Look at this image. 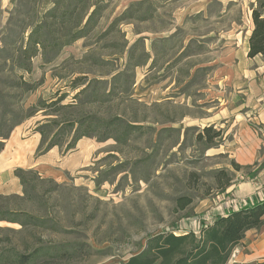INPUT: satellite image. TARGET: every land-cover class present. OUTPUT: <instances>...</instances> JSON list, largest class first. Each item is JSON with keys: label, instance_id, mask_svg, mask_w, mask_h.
<instances>
[{"label": "rangeland", "instance_id": "rangeland-1", "mask_svg": "<svg viewBox=\"0 0 264 264\" xmlns=\"http://www.w3.org/2000/svg\"><path fill=\"white\" fill-rule=\"evenodd\" d=\"M204 1L84 0L83 24L95 10L84 37L46 48L44 58L39 50L28 71L14 59L30 26L54 0H12L0 10V142L33 113L41 125L55 118L46 137L62 150L82 132L97 148L88 169L92 179L84 185L36 176V190L25 187L24 200L14 203L38 222L19 234L17 223L8 227L14 231L0 232L12 240L7 248L22 252L49 245L53 264L124 263L154 234L178 235L198 222L210 223L213 209L224 201L217 171L226 170L238 183L264 167L254 119L260 95L255 87L250 96L241 94L230 75L224 81L220 63L222 48L234 41L219 38L220 31L229 20L243 27L245 12L226 7L230 18L223 20L224 8L216 1L197 6ZM68 3L74 1L63 2ZM77 77L85 84L72 90ZM62 94L56 105L39 107ZM209 126L221 138L206 147L195 137ZM104 132L120 141L100 139ZM241 154L254 162L235 171L231 162ZM179 197L190 199L183 210L176 208ZM60 248L70 257L57 258Z\"/></svg>", "mask_w": 264, "mask_h": 264}, {"label": "trees", "instance_id": "trees-1", "mask_svg": "<svg viewBox=\"0 0 264 264\" xmlns=\"http://www.w3.org/2000/svg\"><path fill=\"white\" fill-rule=\"evenodd\" d=\"M73 1L74 3H68L67 6H64V0H54L53 7L43 15L42 20L30 26L32 29L26 39V44L23 48H19V51L16 50L19 56L14 59V62H17L18 67L28 71L30 60L38 54L39 50H41L42 57L44 58L46 48L63 47L70 42L84 37L86 28L95 14V10L90 13L83 24L84 17L79 12L85 10L84 7L86 6H80L84 0ZM251 20L253 29L248 38V58L264 55V0H256L255 6L251 8ZM48 37L53 39L52 43L49 42ZM67 37H69L68 40ZM83 77L75 78L70 88L76 90L84 85L85 78ZM89 84L80 90L79 93L84 92ZM64 97L65 94H62L50 104L44 103L39 105V107L43 106L47 108L56 105ZM45 115L51 116V114ZM31 116H33V113L29 114L28 117ZM62 122L69 123L67 118H63ZM56 123L55 118H47L45 124L36 128V131L41 135L37 154L58 146L56 142H50L46 137L47 131ZM95 123L96 125H100L97 121ZM70 125L74 126L75 123H71ZM108 125H111V123ZM82 137L90 138L84 132L74 135L65 144L64 152L73 149L76 142ZM99 138L103 140L114 138L115 141H120V138L111 136L107 132L100 134ZM99 138L97 139L100 140ZM195 138L198 142L205 143L206 147H211L212 141L221 138V131L214 130L212 126L204 127L197 132ZM1 148L2 143L0 142ZM231 166L235 171L248 168L242 167L233 161L231 162ZM16 175L22 185H24V188L29 186L32 191L36 190L34 181L38 175L35 172L18 169L16 170ZM28 175H30V178H27ZM214 179L218 187L224 191L232 183L233 174L226 170H219L215 173ZM30 182H32L31 185ZM23 197H0V221L20 225V229L17 231L0 228V232L11 230L19 234L23 232V229L28 227L30 222L33 223V226L37 224L38 220L33 215L24 212L14 203L18 200H24ZM175 202L177 210H183L189 205L190 199L179 197ZM12 203L14 204L12 205ZM263 226L264 197L242 205L224 215L216 216L207 225L201 223L196 231L189 230L180 235H175L172 232L154 234L146 239L145 245L136 254L132 255L126 262L118 264H227L232 251L236 246L240 245L245 233L251 229L259 231ZM32 235L30 232L29 236ZM36 240L37 242H43L40 237ZM11 243L12 240L9 237H2L0 235V264H53L51 261L54 259V255L51 254V251L54 248H51L49 245L38 246L32 250L27 246L23 248L22 252H17L15 246L11 248L6 247V245ZM56 251L60 252L57 258L60 255L59 257L67 259L71 255L64 248L57 249ZM40 258L42 260L39 261Z\"/></svg>", "mask_w": 264, "mask_h": 264}, {"label": "crops", "instance_id": "crops-1", "mask_svg": "<svg viewBox=\"0 0 264 264\" xmlns=\"http://www.w3.org/2000/svg\"><path fill=\"white\" fill-rule=\"evenodd\" d=\"M12 0H0V10H7ZM200 1V0H199ZM216 1L220 7L224 8L220 12L221 18H230L231 11H226V7H236L245 12L244 26L235 25L229 20V27L220 31L219 38L234 40L233 43H226L222 49L223 60L220 61L225 71L224 81L227 75L237 85V90L241 94L248 95L253 87L260 95V112L254 117L260 126L261 136L263 138L262 146L264 148V55H257L253 58L247 57L248 38L253 29L251 20V8L255 6L256 0H205ZM53 5L50 6L51 9ZM236 26V27H235ZM27 39V38H25ZM24 39V40H25ZM250 96V95H248ZM252 97V96H251ZM257 107V106H255ZM238 118V116H235ZM42 123L37 116H32L19 124H16L9 132L6 138L1 140L0 149V197L24 196V185L16 175V170L35 172L39 179L52 181L56 184L71 183L75 186L84 185L92 179L88 169L91 157L97 148L91 145L87 137L79 139L74 148L64 152L57 146L37 154L41 142V135L36 128ZM264 159V155H263ZM254 158L241 154L235 163L240 166H252ZM254 170V166L252 167ZM238 174V173H237ZM232 183L222 193V204L213 209L210 214L211 221L216 216L224 215L230 211L239 208L251 201L264 197V167L256 172V176L242 182ZM210 222V221H208ZM205 223V222H203ZM16 223L0 221V228H8ZM201 225L200 222L193 224L191 228H184L180 234L189 230L196 231ZM264 263V226L261 230H248L245 233L240 245L232 251L227 264H263Z\"/></svg>", "mask_w": 264, "mask_h": 264}]
</instances>
